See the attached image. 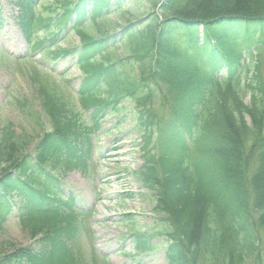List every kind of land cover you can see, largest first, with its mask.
<instances>
[{
  "label": "trees",
  "instance_id": "obj_1",
  "mask_svg": "<svg viewBox=\"0 0 264 264\" xmlns=\"http://www.w3.org/2000/svg\"><path fill=\"white\" fill-rule=\"evenodd\" d=\"M59 2L60 12L45 21L37 13L39 0H17L27 42L32 36L39 41L33 35L39 24L46 30L67 29L71 15L77 27L89 17L101 33L104 15L124 0ZM147 2L152 8L146 24L129 22L121 30L125 57H110L116 36L91 37L86 27L83 47L63 50L78 58L86 77L78 96L62 83H49L48 77L42 81L43 114L23 108L40 133L33 148L12 125L1 131L0 223L13 212L14 198L23 221L42 216L48 224L77 217L73 205L53 189L60 186L53 171L88 172L101 122L109 111L121 112V105L130 102L134 133L142 137L146 159L137 176L155 193L156 211L172 220L170 226L135 234L137 248L146 251L149 239L165 236L168 264H243L261 249L264 229L262 63L241 86L242 71H249L244 50L252 42L264 45V0ZM50 36L56 47L58 36ZM42 41L35 47L48 51L49 41ZM222 70L225 77L218 76ZM249 90L252 102L247 104ZM79 108L91 111V124L80 121ZM53 228L46 229L35 248L3 252L7 247L0 246V264H67L69 239Z\"/></svg>",
  "mask_w": 264,
  "mask_h": 264
},
{
  "label": "rangeland",
  "instance_id": "obj_2",
  "mask_svg": "<svg viewBox=\"0 0 264 264\" xmlns=\"http://www.w3.org/2000/svg\"><path fill=\"white\" fill-rule=\"evenodd\" d=\"M1 2L3 6L1 15L3 14L7 20L5 25L0 27V46L19 58L26 54L27 46L16 21L17 10L9 0H1ZM139 2L140 4L135 0H126L120 12L110 15L105 23L109 33L114 34L120 29V25L133 21V15L141 17L142 13L151 7V4L145 0ZM49 4V0L44 2L45 6ZM135 11L138 13L133 14ZM94 30L93 28V33ZM80 43L79 36L71 33L68 37L64 36L60 49H69L72 45H80ZM116 55L120 56L121 50L117 51ZM35 61L54 67L69 84L72 93L78 89L83 74L71 58L62 59L57 63L53 61L52 56H38ZM32 76L18 74L15 71L8 73L0 68V126L12 123L17 137L27 139L30 145L37 140L38 132L34 131L28 119L16 109L17 105L14 102L29 100L30 104L40 108L39 101L34 95L37 84ZM249 98L248 96V101ZM132 107L130 103L123 104L122 113L110 112L105 117L103 129L105 133L95 139V166L89 175L75 172L67 174L64 179L63 186L67 197L73 192L75 206L90 213L81 215L74 224V241L84 244L83 255L78 260L89 264L96 261L98 264H167L161 241L154 243L155 248L152 252L146 254L135 252L133 241L130 239L133 232L127 221L123 220L124 214L135 213L137 216L135 225L140 229L153 227L159 220L153 216L150 208L151 198L146 197L149 195L141 191V187L132 176V172L140 169L143 162L139 152L141 140L132 134ZM78 113L83 123L90 120L89 114L81 111ZM43 223L40 218L21 223L18 215L12 214L5 224H0V246L3 243L6 245L7 242L14 247L30 245L33 242L30 229L40 230L45 226ZM262 235L260 255L263 261H259L254 256V259H249L246 264H264V232ZM74 247L78 248V245L75 244ZM132 254L135 257L131 256Z\"/></svg>",
  "mask_w": 264,
  "mask_h": 264
}]
</instances>
